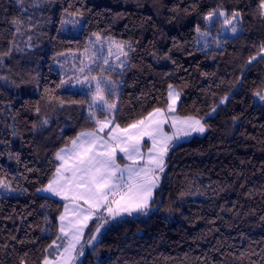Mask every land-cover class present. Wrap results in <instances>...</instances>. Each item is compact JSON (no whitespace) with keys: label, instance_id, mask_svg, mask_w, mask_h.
I'll use <instances>...</instances> for the list:
<instances>
[{"label":"trees","instance_id":"16d2710c","mask_svg":"<svg viewBox=\"0 0 264 264\" xmlns=\"http://www.w3.org/2000/svg\"><path fill=\"white\" fill-rule=\"evenodd\" d=\"M261 4L0 0V181L7 186L0 187V264H42L59 236L65 200L37 190L54 179L56 153L95 130L88 92L61 85L53 63L63 51L115 67L110 102L118 110L98 119L114 115L126 127L167 108L172 85L175 113L206 126L169 150L148 214L114 220L81 264H264ZM219 11L239 13L236 35L222 33L219 18L208 22ZM94 34L112 48L123 45V68L113 50L97 54Z\"/></svg>","mask_w":264,"mask_h":264},{"label":"snow or ice","instance_id":"6c2138e0","mask_svg":"<svg viewBox=\"0 0 264 264\" xmlns=\"http://www.w3.org/2000/svg\"><path fill=\"white\" fill-rule=\"evenodd\" d=\"M261 7L264 8V0ZM216 14L210 12L206 19H211ZM218 15L225 16V13L219 11ZM238 16L239 13L234 12L232 18H226L223 23L231 25L233 19ZM232 31L236 32L234 26ZM94 35L97 41L102 39L99 34ZM117 51L122 56L128 55L123 45L118 44ZM261 58L264 59V57ZM93 64L96 67L84 65L82 62L78 71L83 75V79L77 77L76 81L89 87L90 101L87 119L95 122V130L78 133L71 141L70 148L61 149L56 153V159L62 162L56 169V178L51 180L46 188L37 190L59 196L64 200L71 199L74 202L72 219H68L66 215L69 211L67 204L64 206L65 214L59 216L61 236L57 239L63 240L67 237V243L58 245L56 241H53V244L49 246L57 249L63 246V252L59 253V259L63 261V264H69L73 259L72 254L80 243L89 221H102L95 228V234L91 235L89 240L91 243L96 240V234L101 232L109 220L114 221L125 214L147 215L150 203H154L153 190L158 186L159 173L165 171V160L169 150L174 148L182 138H187L194 133H204L206 130L201 119L173 117L169 120L168 114L176 111L175 106L179 99V93L172 85H169L167 93L166 112L157 108L148 113L147 117L124 128L115 124L114 115L110 117L106 115L104 120L98 119V112L112 114L118 110L116 103L110 102L115 96L117 84L111 78L115 67L107 58H103L102 63H97L93 59ZM124 65L125 62L120 61L116 67L123 68ZM97 70L100 75H92ZM105 72L109 75H105ZM67 83L69 82L61 81V85ZM256 95L264 101V95L259 93ZM226 99L227 97L223 98L221 103H224ZM166 124L172 129L171 134L165 131ZM101 133L104 135H100ZM145 137L151 141L146 159L141 152ZM118 153L123 154L121 158L130 163L121 166L117 162ZM0 187L7 186L0 181ZM80 254L83 255V252ZM42 264H58V261L49 260L46 256Z\"/></svg>","mask_w":264,"mask_h":264},{"label":"rangeland","instance_id":"374dc122","mask_svg":"<svg viewBox=\"0 0 264 264\" xmlns=\"http://www.w3.org/2000/svg\"><path fill=\"white\" fill-rule=\"evenodd\" d=\"M218 18L221 19L222 21H224L226 18H232V16L228 17L226 15V13H225V16H219L218 12H217V14L214 15L211 19H207V20L210 23V22H212V21H214L215 19H218ZM233 26L236 28V32L232 31V27ZM221 29H222V33H224V34L236 35L238 33V31H240V29H239V18L237 17L236 19H233L231 25L223 24ZM112 43H113L112 40H110L108 38L101 39V41H99V43H98L97 54L100 55V56H103L104 53L108 54V52H110L109 50L111 49V51L113 50L112 51V55L113 56L117 57L119 55V57H120V54L117 51V45H115L112 48ZM108 55H110V54H108ZM76 56H77V54H75L74 52H69L68 53V52L63 51L62 53L59 54V56L57 57V60H55L53 65L61 72V74L64 77V80L68 81L70 84H72L73 88H77V89H80L82 91L88 92L89 91L88 85H81V84L77 83L76 78L79 77L80 79H83V75L78 71V69L81 67V63L82 62H83L84 65H92L93 66L94 64H93L92 60H88V56L83 55L80 59H77ZM125 60H126V57L122 56V61H125ZM178 101L179 100H177V102H176V106L178 104ZM160 109L165 110V112L167 111V108H160ZM153 111H151V112H153ZM145 117H147V116H145ZM168 117H169V120H171L173 117H175L177 119L196 118V117H193V116H182V115H179V114H177L175 112L168 114ZM121 128H124V127H121ZM164 128H165L166 132L171 134L172 129L169 127V125L166 124L164 126ZM105 131H107V129ZM197 134H202V133H197ZM100 135H102V134H100ZM105 138H107V137H105ZM70 147L71 146L68 145L66 148H70ZM150 147H151V141L148 140L147 137H145V143H142V146H141V152L144 155L145 159L147 158L148 148H150ZM120 154L121 153H118L117 162L121 166H123L124 164L130 163L127 160L126 161H120V159H119V155ZM121 155H123V154H121ZM61 163L62 162L60 161L58 167L61 166ZM65 175H70V173H65ZM159 176H160V180H159L158 186H159V184L161 182V173H159ZM55 178H56V173H55L54 179ZM61 182H63V181H61ZM157 187L153 190V199L155 197V193H156ZM57 197H59V196H57ZM59 198H61V197H59ZM66 204L69 207V211H68V213L66 215H67L68 219H72L73 218L74 202L71 199H68V200H65V205ZM150 206H151V203H150ZM62 214H65L64 211H63ZM133 214H135V213H133ZM66 222L67 221H65V223ZM113 222H114L113 220H109V223L105 224L104 228L101 229V232L99 234H96L97 235L96 240H93V241H91V243H89L91 235L95 234V228L98 226V223H102V221H98L96 226L92 230H89V229L92 228L91 227L92 226V221H89L88 227L84 229L83 236H82V238L80 240V243L77 244L76 250L72 254L73 259L69 262V264H81L84 255L89 250L93 249L97 245V243L101 240L104 231ZM59 236H61L60 231H59ZM67 240H68V238L66 237L63 240L56 239L55 241H56V243L58 245H64V244L67 243ZM63 250H64L63 246L59 247L58 249L56 247H50L49 250H48V254H47L48 259L52 260V261H58V264H63V261L59 259V253L63 252ZM81 252H83V255L80 254Z\"/></svg>","mask_w":264,"mask_h":264},{"label":"water","instance_id":"95a60500","mask_svg":"<svg viewBox=\"0 0 264 264\" xmlns=\"http://www.w3.org/2000/svg\"><path fill=\"white\" fill-rule=\"evenodd\" d=\"M264 93V92H263Z\"/></svg>","mask_w":264,"mask_h":264}]
</instances>
